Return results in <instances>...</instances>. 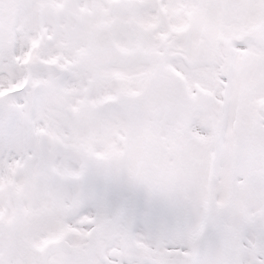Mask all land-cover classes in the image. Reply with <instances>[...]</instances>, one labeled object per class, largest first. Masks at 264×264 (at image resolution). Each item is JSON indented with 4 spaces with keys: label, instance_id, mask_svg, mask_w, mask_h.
I'll return each mask as SVG.
<instances>
[{
    "label": "snow or ice",
    "instance_id": "snow-or-ice-1",
    "mask_svg": "<svg viewBox=\"0 0 264 264\" xmlns=\"http://www.w3.org/2000/svg\"><path fill=\"white\" fill-rule=\"evenodd\" d=\"M0 264H264V0H0Z\"/></svg>",
    "mask_w": 264,
    "mask_h": 264
}]
</instances>
